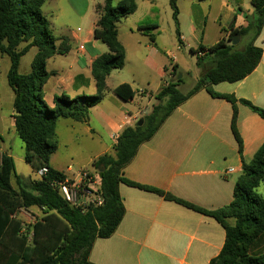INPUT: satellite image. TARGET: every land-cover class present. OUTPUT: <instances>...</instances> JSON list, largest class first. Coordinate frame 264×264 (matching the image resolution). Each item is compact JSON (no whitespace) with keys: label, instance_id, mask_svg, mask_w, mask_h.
I'll list each match as a JSON object with an SVG mask.
<instances>
[{"label":"trees","instance_id":"trees-1","mask_svg":"<svg viewBox=\"0 0 264 264\" xmlns=\"http://www.w3.org/2000/svg\"><path fill=\"white\" fill-rule=\"evenodd\" d=\"M47 0H0V53L11 60L7 81L14 92L15 130L24 144V160L37 173L43 168L48 172L41 178L21 183L17 175L14 159L2 154L0 166V238L17 240L11 252L17 253L22 262L18 264H92L89 256L95 241L109 238L115 233L125 215V207L119 195V185L125 184L154 192L168 201H173L189 209L215 219L224 228L226 239L220 254L210 264H264V253L254 255L251 248L264 233V198L257 189L264 182V143L251 163L243 164L241 176L237 179L233 200L223 209L205 211L194 205L176 199L163 191L138 185L123 176L125 167L135 158L138 148L149 141L159 131L165 121L182 103L197 92L205 89L212 97L222 98L234 106L232 130L242 153V142L237 133L236 103L234 96L221 95L213 86L219 83H236L249 76L259 65L263 50L255 46V41L264 28V0H251L253 14L246 16L247 26L235 29L230 27L227 37H223L210 47L199 45L191 50L197 56L196 66L202 74L186 94L180 90L183 78L172 79L163 85L155 95L157 104L143 119V125L125 128L113 146L114 155L104 154L94 160L92 166L99 177L96 192L103 198L101 206H92L82 211L69 205L52 184L68 177L51 165V157L57 149V123L59 119H70L84 123L89 119L90 109L103 101L108 91L107 78L114 70L125 66L126 51L119 41L117 24L134 14L138 0H121L113 6V0H104L96 7L98 15L94 28V39L108 47V52L94 60L91 74L95 82L96 94L79 95L74 98L66 94L54 96L52 107L44 101V87L55 76L47 70V62L56 56L69 54L71 47L66 40L56 38L50 28V21L42 7ZM173 20L179 44H182L179 30L177 0H170ZM233 18V21H235ZM156 25L140 28L142 31H156ZM235 36L240 43L232 45ZM152 44L155 34L149 35ZM61 41L57 46V42ZM243 41L246 43L243 45ZM24 44V47H20ZM243 45V46H242ZM32 48L37 53L31 64V71L21 74V59ZM155 53V49L153 47ZM200 52L204 54L199 55ZM153 53V55H154ZM174 78L179 71L174 67ZM126 85L115 88L121 94ZM129 89V87L127 88ZM135 93L128 95L131 99ZM130 96V97H129ZM240 103L250 108L264 120V110L246 100ZM99 174V172H98ZM16 179V185L12 183ZM40 207L45 216L33 226L32 242L28 234L18 235L21 223L14 216L21 209ZM234 219L233 226L227 223ZM3 240L0 239V245Z\"/></svg>","mask_w":264,"mask_h":264},{"label":"crops","instance_id":"crops-1","mask_svg":"<svg viewBox=\"0 0 264 264\" xmlns=\"http://www.w3.org/2000/svg\"><path fill=\"white\" fill-rule=\"evenodd\" d=\"M51 1L57 7L63 2ZM222 1V11L226 15L228 26L221 28L215 43L228 36L230 27H246L245 17L251 16L254 11L251 0ZM97 19L96 13L95 24ZM95 24L90 31V37L84 40L90 47H79L81 55L73 63L77 70L75 74L69 75L68 83L65 79L59 80L52 94L46 93L44 87L43 99L48 106L52 107L56 95L69 93L70 97L74 98L85 90L96 91L91 74L92 63L107 53L108 47H99L100 41L94 39ZM181 40L182 47H154L153 60L161 75V81L150 93L141 91L140 95L134 94L129 102L132 107L126 108L119 115L106 117L107 128L111 132V143L102 145L101 152L90 158L88 168L84 170L95 172L92 166L94 160L107 153L114 155L113 146L116 140L113 137H118L127 127H134L139 119L151 113L147 111L152 108L150 109L149 105L142 107L138 97L149 96V99H155L160 88L171 81L175 73L174 67H177V71L182 69L179 53L187 48L190 52L198 49L184 47L186 39L183 34ZM245 43L246 41H243L242 44ZM200 45L205 46L203 43ZM255 46L263 50V57L249 76L236 83L223 82L213 86L216 93L234 96L238 100L235 105L236 129L242 142V153L232 130L234 106L225 99L212 97L202 89L178 106L154 137L139 146L135 158L123 170L126 179L163 191L205 211H217L232 202L235 184L242 174L243 164L251 163L264 143V120L239 102L246 100L264 110V28L255 41ZM191 54L193 55L192 52ZM164 57L170 60V67L165 64ZM194 57L197 61V56ZM49 72L55 74L52 78L58 79L61 75L58 70ZM113 72L107 78V93L115 100L110 95L115 94L116 88L110 84ZM89 121L88 119L84 124ZM67 126L77 130V125ZM87 128L90 132L94 131L89 125ZM3 153L16 160L12 152L0 145V154ZM19 161L25 162L24 153ZM50 165L68 178L78 180L79 172H73L71 167L60 168L53 162L52 157ZM31 179L33 178L29 181ZM20 181L24 184L29 182L21 178ZM13 185L15 186L16 182ZM257 193L264 198V182L258 187ZM119 195L125 207L124 218L113 235L95 241L89 256L92 264H210L211 260L220 254L226 233L215 219L137 187L120 184ZM40 211V207H30L21 209L14 216V219L21 223L18 235L28 234L29 244L32 242L33 226L41 220L38 219ZM227 223L233 226L235 220L228 219ZM0 239L3 240L0 245V264L22 262L17 258V253L13 254L10 250L17 239ZM251 253H264V233L252 246Z\"/></svg>","mask_w":264,"mask_h":264},{"label":"rangeland","instance_id":"rangeland-1","mask_svg":"<svg viewBox=\"0 0 264 264\" xmlns=\"http://www.w3.org/2000/svg\"><path fill=\"white\" fill-rule=\"evenodd\" d=\"M249 1V0H247ZM121 0H113V6H118ZM104 0H63L60 7L51 0L47 1L42 11L49 19L51 31L59 40H66L71 47L69 54L56 56L48 61L47 70H58L60 77L51 78L46 84V93L52 94L61 79L67 80L71 74H75L77 66L75 59L80 57L79 47H90L84 40L90 37V31L96 20V7L103 5ZM137 11L118 24L119 41L125 48V67L114 70L110 84L112 86L124 87L121 94H111L115 100L106 93L101 105L90 109L89 123L77 124L70 119H59L57 136V149L53 153L52 160L60 168L71 167L73 172H80L88 168L89 160L102 150V145L110 144L111 132L107 128L106 117L121 114L126 108H130L128 95L135 93L140 95L141 91L150 93L156 89L160 80V73L156 70L153 60V47H182L178 42L176 26L173 20V9L170 0H138ZM222 0H177L179 9L178 22L180 33L184 35L186 44L184 47H198L201 43L205 46L214 45L221 33V28L228 26L226 15L222 11ZM156 25V31H142L140 28ZM155 34L156 43L152 44L149 35ZM61 41L57 42V46ZM99 47H107L98 42ZM24 44L20 47L22 49ZM37 53L32 48L22 57L19 72L27 74L31 71L32 61ZM182 69L183 84L180 86L182 93L186 94L193 88L196 78L202 71L196 67V58L187 48L179 53ZM165 64L169 66L170 60L164 57ZM11 65L8 55L0 53V145L15 157V167L18 176L29 181L30 178H38L31 166L26 162H20L19 158L24 153V144L15 130L13 116L14 92L7 81V74ZM197 72V73H196ZM176 76V77H177ZM174 75L172 79L176 80ZM171 79V80H172ZM66 83V84H67ZM96 91L85 90L80 95L93 96ZM70 96L71 94L66 93ZM108 95V96H107ZM130 97V96H129ZM138 102L141 106L155 105L158 101L139 96ZM152 110V109H151ZM147 111V112H151ZM139 119L138 121H140ZM137 121V122H138ZM67 125H77L74 131ZM87 125L94 131L90 132ZM88 170V169H87ZM13 184L16 179L12 178ZM45 210L38 212V219H43Z\"/></svg>","mask_w":264,"mask_h":264},{"label":"built area","instance_id":"built-area-1","mask_svg":"<svg viewBox=\"0 0 264 264\" xmlns=\"http://www.w3.org/2000/svg\"><path fill=\"white\" fill-rule=\"evenodd\" d=\"M80 49H84V44L80 46ZM204 53L200 52L202 56ZM114 140L118 137L114 136ZM2 163V154H0V166ZM48 172L47 168L39 170L36 175L38 178L43 177ZM233 172V170H230ZM99 184V174L97 171L91 172L88 170H82L78 174V180L67 178L65 180H57L53 182V186L56 187L62 196V198L72 207L79 208L82 211L88 210L92 206H101L103 204V198L97 194L96 188Z\"/></svg>","mask_w":264,"mask_h":264},{"label":"water","instance_id":"water-1","mask_svg":"<svg viewBox=\"0 0 264 264\" xmlns=\"http://www.w3.org/2000/svg\"><path fill=\"white\" fill-rule=\"evenodd\" d=\"M240 43V37L239 36H235L233 41H232V45L236 46ZM182 74H179L177 77H176V81L180 80L182 78ZM16 116L18 115V113L16 112L15 114ZM143 119H141L140 121L137 122V126H142L143 125ZM103 168L100 166L99 169H98V172H99V177L101 178L103 176Z\"/></svg>","mask_w":264,"mask_h":264}]
</instances>
